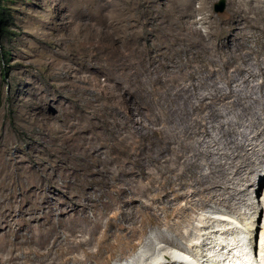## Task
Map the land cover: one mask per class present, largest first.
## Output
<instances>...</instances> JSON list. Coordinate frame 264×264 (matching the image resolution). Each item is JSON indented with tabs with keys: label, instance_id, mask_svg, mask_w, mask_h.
I'll return each mask as SVG.
<instances>
[{
	"label": "rangeland",
	"instance_id": "1",
	"mask_svg": "<svg viewBox=\"0 0 264 264\" xmlns=\"http://www.w3.org/2000/svg\"><path fill=\"white\" fill-rule=\"evenodd\" d=\"M220 1L4 0L10 34L0 38V264H127L148 241L165 247L171 239L192 247L175 232L177 223L180 230H191L203 214L200 227L215 226L212 219L207 223V212L222 207L213 199L225 195L244 198L232 208L239 218L248 220L255 205L258 217L264 216V156L263 166L255 165L248 177L254 163L244 151L239 156L228 149L225 137L219 152L207 149L202 138L187 139L183 146L184 140L175 138L172 147L184 149L189 161V146L202 144L200 168L183 160L167 162L164 156L171 157L173 150L163 151L158 143V158L149 153L143 165L136 152H129L143 141L133 129V118L140 116L137 106L145 115L161 116L155 99L164 105L165 93L172 92L171 83L162 86L154 78L177 74L181 67L175 61L165 70L159 60L155 67L161 71L150 73L135 63L133 48L140 45L143 54L170 48L173 52L162 57L165 63L181 46L169 36L189 18L187 13L196 19L212 14L215 28L231 24V0L217 11ZM199 26L209 30L208 23ZM250 37L254 41L248 44L258 47L256 36ZM237 111L222 109V118L232 119V138L238 130L252 137L249 120ZM210 162H216L214 173ZM208 174L210 191L225 195H197L192 206L186 194L198 191L197 178Z\"/></svg>",
	"mask_w": 264,
	"mask_h": 264
},
{
	"label": "bare ground",
	"instance_id": "2",
	"mask_svg": "<svg viewBox=\"0 0 264 264\" xmlns=\"http://www.w3.org/2000/svg\"><path fill=\"white\" fill-rule=\"evenodd\" d=\"M231 3L232 18L230 20L231 24L228 26H223L220 22L217 25L221 26L215 28L214 24L217 21L214 20L212 14L196 19L193 14L187 13L186 15H189V18L184 19L181 23L182 26L177 30L172 29V34L169 36L170 39L177 41L181 46L176 48L174 55L169 57V60L165 63H163L162 57H168L173 52L170 48L163 49V51L161 49L159 51L152 50L148 54L141 52L140 45L133 48L135 63L137 65L143 64L145 70L150 73L157 72V70L160 72L161 67L168 70L175 61L181 63V67L178 68L179 73L173 72L172 75L170 74L166 78L161 76L154 78L159 85L166 82L167 84L171 83V87H173L172 92L167 91L165 93L167 95L163 97L166 100L164 105L160 104L161 100L155 99L156 102L158 101L156 105H161V116L156 114L155 111L153 113L150 111L148 115H145L146 112L143 111V113L140 106H137L140 116L133 118V129L135 134L138 133L143 138L141 139L143 141H141V144L135 145L133 151L129 150V152H133V155L136 152L137 156L135 158L142 165L144 158L149 156V153H153V157L155 153L156 157L154 158H158L157 155L160 154L158 151L161 152V150H156V152L154 146L159 144L164 146L163 151H169V148L173 150L171 157L168 158L163 155L167 162L174 163L183 160V163H193L198 167L197 162L200 163L198 161L200 153L197 151L201 145L206 143L207 149L211 147L212 150L216 149V152H219L220 139L225 137L227 139L225 144L228 149L234 153L237 152L239 156L244 151V154L248 155L246 160L251 159L254 163L247 171L248 177L257 169L255 165L263 166L261 160L264 156V138L260 139L259 137H262L264 133V0H231ZM202 9L203 7H201ZM201 22L209 24L207 32H204L199 26ZM246 28L253 29L252 33L255 30V34L250 35V31H246ZM250 36H256L255 40L258 42V47H251L248 44V42L254 41V38L252 39ZM159 60L162 66L157 69L159 66L156 68L155 63ZM138 80V78H135V83H138ZM147 81L145 80V82ZM221 81H224L226 86L221 85ZM249 88L250 91L248 92ZM240 91L247 92L243 96L234 97ZM257 94L259 98L256 97ZM149 105H151L150 101ZM222 109L227 110L229 113L238 110V116H246L245 118L249 120L251 133H254L252 137L251 134H248V131L242 130L240 133L238 130V135L232 138V131L229 130L233 126L232 119H223ZM190 120L195 123H189ZM117 122L119 125H123L118 117ZM180 126L182 128L178 130ZM183 126H185L184 130ZM196 128L197 130L194 131ZM214 131H217V134H214ZM194 137L202 138L203 141L198 148L193 147V145L189 146V153L192 154L191 159H193V161H189L187 160L189 158L188 154L183 152L185 150L182 151L180 148L174 150L172 144L175 143L176 138L177 141L184 140L181 141L183 146L185 140ZM223 148H226V146ZM201 150L202 153H205L204 149ZM226 155H229L228 151ZM132 162L134 163V160ZM246 163L248 164V161ZM215 164L216 162H210L212 173L216 170L214 169ZM170 169L172 172L177 170L176 166H170ZM134 171L140 174L145 173V170ZM149 172L147 173L149 174ZM179 174L183 176L185 171L179 172ZM209 176V174L205 175L203 180L197 178V183H200L197 187L198 191L191 190L186 194V198H188L189 203H192V206L197 203L192 197L197 195L210 199L225 195L224 192L213 194L210 191L212 182L209 186L205 184L209 180ZM202 183L204 186H202ZM165 195L168 197L169 191ZM175 197L180 198L181 195L176 194ZM213 200L222 205L217 209H207V223L209 220L211 222L212 219L214 225L217 223L215 226L203 225L204 227L201 228V223L205 218L203 214L199 215V219L197 218L200 223L198 222V225L195 223L196 226L194 225L191 230H180L178 223L175 228L172 226L178 235L190 242L191 246L193 245L192 247L200 248L201 251L195 252L196 249H191L192 247H189V245L174 243L171 239L165 240L168 243V246L165 247H161L162 245L160 246L154 241H148L147 246L144 245L145 247L137 252L127 264H264V216L260 214V217H258L260 206H253L255 208L254 212L248 220L245 218L244 220L239 218L237 212L234 213L232 209L236 202L243 203V197L238 201H234L230 195H225L223 198ZM262 200L264 204V196ZM180 224H182L181 221ZM204 224L206 223L204 222ZM207 229H210V231L207 232ZM200 230L204 231V234Z\"/></svg>",
	"mask_w": 264,
	"mask_h": 264
},
{
	"label": "trees",
	"instance_id": "3",
	"mask_svg": "<svg viewBox=\"0 0 264 264\" xmlns=\"http://www.w3.org/2000/svg\"><path fill=\"white\" fill-rule=\"evenodd\" d=\"M4 0H0V38L2 36H6L10 34V27H9V23H8V16H9V12L7 10V7L5 6V4L3 3ZM9 55V52H5L3 53V55ZM8 57V56H7ZM6 57V58H7ZM4 73H7L6 68L4 69Z\"/></svg>",
	"mask_w": 264,
	"mask_h": 264
},
{
	"label": "water",
	"instance_id": "4",
	"mask_svg": "<svg viewBox=\"0 0 264 264\" xmlns=\"http://www.w3.org/2000/svg\"><path fill=\"white\" fill-rule=\"evenodd\" d=\"M226 6V1L225 0H221L219 4H217L216 6V10L217 11H223L225 9Z\"/></svg>",
	"mask_w": 264,
	"mask_h": 264
}]
</instances>
